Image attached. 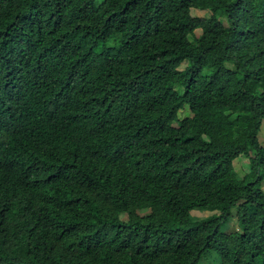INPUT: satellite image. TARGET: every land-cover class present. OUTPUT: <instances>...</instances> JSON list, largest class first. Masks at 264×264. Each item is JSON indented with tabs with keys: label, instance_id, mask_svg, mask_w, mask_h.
<instances>
[{
	"label": "trees",
	"instance_id": "trees-1",
	"mask_svg": "<svg viewBox=\"0 0 264 264\" xmlns=\"http://www.w3.org/2000/svg\"><path fill=\"white\" fill-rule=\"evenodd\" d=\"M263 122L264 0H0V264H264Z\"/></svg>",
	"mask_w": 264,
	"mask_h": 264
},
{
	"label": "rangeland",
	"instance_id": "rangeland-1",
	"mask_svg": "<svg viewBox=\"0 0 264 264\" xmlns=\"http://www.w3.org/2000/svg\"><path fill=\"white\" fill-rule=\"evenodd\" d=\"M192 13L193 15L196 16H209L211 14L210 10H203L201 8H192ZM202 33V29L198 28L196 30L195 35L191 36V39L193 41L196 40V36L200 35ZM111 44L114 43V41L112 40L110 42ZM188 65V61L185 60L182 64H181V68H185ZM187 115H192L191 110L187 107L184 110H181L179 112V116L182 118L184 116ZM259 138H260V142L261 144H264V122L262 124V128L261 131L259 133ZM234 164H235V168L238 172V176L240 178H242L244 176V174L246 172L249 171V157L246 156L245 154H241L239 157H237L234 160ZM263 188H264V183H263ZM238 208L237 206L233 207V215L232 217L227 218L226 221H224V223L222 224V228L226 231H235V230H241V224L239 222L238 219ZM219 210H209V209H204V208H199L196 207L194 209L191 210V216L195 219H201V218H205L213 213H218ZM128 215L127 214H122V218L127 219ZM200 264H218V254L216 250L213 251H209L208 254L206 256L203 257L202 261Z\"/></svg>",
	"mask_w": 264,
	"mask_h": 264
}]
</instances>
